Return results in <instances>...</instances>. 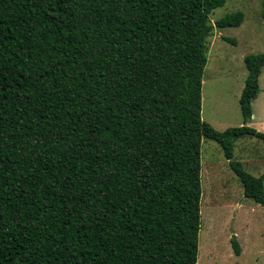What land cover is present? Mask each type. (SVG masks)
<instances>
[{
	"label": "trees",
	"instance_id": "trees-1",
	"mask_svg": "<svg viewBox=\"0 0 264 264\" xmlns=\"http://www.w3.org/2000/svg\"><path fill=\"white\" fill-rule=\"evenodd\" d=\"M224 3L0 0V264H196L202 138L264 208V174L233 160L264 144V54L244 58L243 125L201 119L208 39L244 19L211 24Z\"/></svg>",
	"mask_w": 264,
	"mask_h": 264
},
{
	"label": "rangeland",
	"instance_id": "rangeland-1",
	"mask_svg": "<svg viewBox=\"0 0 264 264\" xmlns=\"http://www.w3.org/2000/svg\"><path fill=\"white\" fill-rule=\"evenodd\" d=\"M236 12L244 15L238 28H215L208 39L201 119L217 131L243 125L239 98L247 75L244 58L264 54L262 0H225L209 20L214 24ZM258 82L259 93L252 101L249 127L264 133V67ZM200 160L201 225L196 264H264V208L244 197L241 183L217 143L202 138ZM233 160L248 174L260 177L264 174L263 142L254 137L234 140ZM232 238L240 246L239 256L233 253Z\"/></svg>",
	"mask_w": 264,
	"mask_h": 264
},
{
	"label": "crops",
	"instance_id": "crops-1",
	"mask_svg": "<svg viewBox=\"0 0 264 264\" xmlns=\"http://www.w3.org/2000/svg\"><path fill=\"white\" fill-rule=\"evenodd\" d=\"M244 87V86H243ZM241 95V94H240ZM251 119H252V117H251Z\"/></svg>",
	"mask_w": 264,
	"mask_h": 264
}]
</instances>
